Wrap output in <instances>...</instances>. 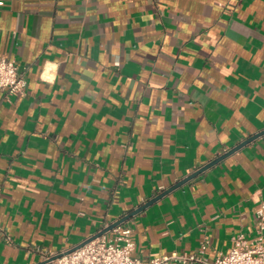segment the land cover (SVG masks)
<instances>
[{
    "label": "crops",
    "instance_id": "0c3cea01",
    "mask_svg": "<svg viewBox=\"0 0 264 264\" xmlns=\"http://www.w3.org/2000/svg\"><path fill=\"white\" fill-rule=\"evenodd\" d=\"M2 1L27 87L0 90V264H51L264 130V0ZM262 202L264 135L122 225L142 261L212 259Z\"/></svg>",
    "mask_w": 264,
    "mask_h": 264
},
{
    "label": "built area",
    "instance_id": "2783aa9c",
    "mask_svg": "<svg viewBox=\"0 0 264 264\" xmlns=\"http://www.w3.org/2000/svg\"><path fill=\"white\" fill-rule=\"evenodd\" d=\"M3 4L0 0V5ZM26 87L27 80L20 73L16 60L0 55V90L8 96H16L25 94ZM256 216L257 235L254 238L248 240L240 235L230 251L218 253L212 259L205 256L210 243L206 239L197 252H173L142 261L133 256L132 229L121 224L70 252H60L61 255L51 260V264H170L172 260L190 264H264V202ZM60 253L47 255V258Z\"/></svg>",
    "mask_w": 264,
    "mask_h": 264
},
{
    "label": "water",
    "instance_id": "95a60500",
    "mask_svg": "<svg viewBox=\"0 0 264 264\" xmlns=\"http://www.w3.org/2000/svg\"><path fill=\"white\" fill-rule=\"evenodd\" d=\"M264 135V130H262L261 132H258L256 134H253L252 136H250L249 138H247L246 140H244L243 142L239 143L237 146L233 147L232 149H230L228 152H226L225 154L217 157L216 159H214L213 161L209 162L208 164H206L205 166H203L202 168H200L199 170H197L196 172H194L193 174L187 176L186 178H184L183 180L179 181L178 183H176L175 185H173L172 187H170L169 189L163 191L162 193L158 194L156 197L152 198L151 200H149L147 203L143 204L142 206H140L139 208L135 209L133 212H131L130 214L124 216L123 218H121L120 220L113 222L112 224H110L109 226H107L106 228H104L103 230H101L98 234H95L94 236H91L90 238L86 239L85 241H83L82 243L78 244L77 246L67 250V252H70L80 246H82L83 244L102 236L103 234L111 231L112 229H114L115 227H117L118 225H121L123 223H125L126 221H128L130 218H132L134 215H137L138 213L142 212L144 209H146L147 207H149L150 205H152L153 203L157 202L159 199H161L162 197H164L165 195H167L168 193H170L171 191L177 189L178 187L182 186L183 184H185L186 182L192 180L193 178L197 177L200 173H202L203 171L207 170L208 168L212 167L213 165L217 164L218 162H220L221 160H223L224 158L232 155L233 153H235L236 151H238L239 149H241L243 146H245L246 144L252 142L253 140L261 137ZM61 255L58 254L56 256H53L52 258H50L49 261L59 257Z\"/></svg>",
    "mask_w": 264,
    "mask_h": 264
}]
</instances>
